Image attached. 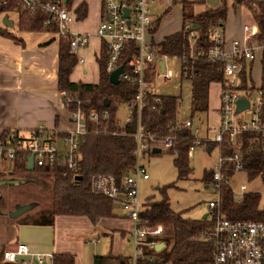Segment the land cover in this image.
Here are the masks:
<instances>
[{"label": "trees", "instance_id": "trees-1", "mask_svg": "<svg viewBox=\"0 0 264 264\" xmlns=\"http://www.w3.org/2000/svg\"><path fill=\"white\" fill-rule=\"evenodd\" d=\"M70 6L73 0H63ZM233 5L240 7L249 15L264 34V2L250 0H232ZM182 29L179 33L164 39L160 44L161 54L176 57L182 60V81L191 82V93L193 109L198 115L207 114L209 110V90L213 84L221 85L225 90L226 80L220 73L218 63H210L205 56L210 45L212 30L224 25L226 21L227 1H220L216 7L195 14L193 6L202 2L182 1ZM2 14H14L17 16V30L20 33L40 34L49 33L57 35L54 23L44 26L46 16L37 10L34 13L24 11L18 0H0V16ZM7 17V16H6ZM8 20L9 17H7ZM87 18V6L81 3L76 8V20L84 21ZM2 22V19H0ZM198 26L194 32L195 38L190 39V29L186 26ZM0 36L16 40L10 34V29L1 27ZM17 41V40H16ZM55 41L53 37L50 42ZM59 66H58V91L68 92L76 95L79 105L70 104L66 106L70 113L80 110L86 124V133L79 137L80 162L79 170L75 175L65 167L54 165L52 167L35 168L28 172L25 160H15L8 180L16 182L26 180L27 176L48 178L51 183V203L47 208L32 210L19 217V221L11 222L0 214V264H8L3 260L4 253L13 245L17 230L21 226L51 227L56 216H81L88 218L91 222L99 219L113 217V201L92 191L94 181L99 177L111 178L123 192V180L135 168L136 141L135 134L138 127V107L135 100L138 93V85L135 77L127 67L129 56H126L120 65L125 64V72L131 75L129 81L120 80L114 86L109 82V74L106 71V61L101 53L96 58L98 66V84L87 85L72 83L69 80L77 65L76 58L70 54L69 43L59 39ZM241 70L238 74V83L235 89L241 91L245 97L251 98L255 94V84L251 73L253 63L240 60ZM263 78L261 90L264 92V60H262ZM221 90V91H222ZM158 100V101H156ZM104 101L110 104L104 107ZM144 105L140 110V125L146 137L151 136L156 141L165 138H174L171 147L166 154L173 156V165L177 171V179L188 181L193 173L189 165L188 152L194 147L193 141L186 133L177 130L176 108L179 99L176 96H157L153 91L146 93ZM126 106L130 111L127 123L116 126V114L118 108ZM91 113H96L95 121L88 119ZM260 124L262 130L259 132H243L241 141L242 172L249 181L257 178L264 182V102L261 105ZM57 119H55V122ZM10 130L2 132L0 142L4 141L10 134ZM66 133L60 132L59 138ZM147 139V138H146ZM150 144V142L148 141ZM157 145V144H152ZM216 145L220 150V156L227 160L233 154V149L225 142L221 146L201 141L199 147L213 149ZM154 148V147H153ZM159 149V148H154ZM153 149V150H154ZM146 151L145 156H159L152 151ZM233 164L225 161L222 172L226 178L232 176ZM212 170L206 171L202 176L205 188L212 183ZM76 177H80L76 181ZM5 180L0 174V181ZM7 181V180H6ZM0 187V204L4 201L3 188ZM169 187L158 189L162 195L160 201L149 202L143 206L139 214L141 227L146 230L162 228V236L158 239L164 245V249L158 254L160 260L157 262H146L138 258V264H212L215 254V242L211 236L215 216L206 219L192 220L184 217L182 212H174L171 209L166 191ZM260 195L257 192H248L243 196L241 203L236 204L231 195V189L222 185L220 189L219 214L230 221H247L264 223V208H259ZM1 207V205H0ZM217 213V211H215ZM148 256L149 253H146ZM131 256H95L92 264H130ZM50 264H75V256L72 254H53Z\"/></svg>", "mask_w": 264, "mask_h": 264}, {"label": "built area", "instance_id": "built-area-1", "mask_svg": "<svg viewBox=\"0 0 264 264\" xmlns=\"http://www.w3.org/2000/svg\"><path fill=\"white\" fill-rule=\"evenodd\" d=\"M18 1L24 11L34 13L39 10L44 13L46 16L44 26L54 23L58 31L57 39L68 41L70 54L76 58L77 64L83 63L82 58H79V51L89 45L91 36L71 31L70 25L75 20L72 16V4L67 6L63 0ZM174 1L182 2L186 0ZM257 1L264 2V0ZM155 2V0H101L100 22L94 34L101 42L99 57L102 53L106 61L107 73L110 75L122 67L123 73L119 78V82L120 80L129 81L131 75L125 72V64L120 65L122 60L129 56L130 60L127 67L135 77L138 85L135 100L138 107V127L134 136L136 141L135 168L124 178L123 192L111 178L99 177L92 185L93 192L120 204L126 218L132 223L133 250L130 264H138V258H142L146 262H157L160 258L156 255L164 249L156 250L162 244L158 241L163 233L161 227L154 230H146L141 227L139 214L143 211L144 205L140 202V189L142 183L150 180L143 164L147 157L145 152L154 148L168 150L174 139L165 138L156 141L151 136L146 137L141 128L140 110L144 105L146 93L149 92L148 85L144 83L145 65H154L160 91L167 90L168 85L173 80L182 81L183 78L182 60L159 53V46L148 39L149 31L153 25L152 9ZM251 22L249 21V24L243 26L244 36L241 40H227L220 29L212 30L210 35L211 47L206 54H199L205 56L210 63L221 65L220 73L227 83L226 89H223L220 94L218 129L213 137L205 139V142H211L219 146L226 142L233 149V154L229 159L225 160L220 156L219 164L213 172L210 185L212 194L215 196V200L207 203L208 217L215 216L211 232L215 242V254L212 264H264V223L230 221L218 213L221 186L227 185L230 187V177L226 178L222 172L223 163L227 161L233 164L232 175L242 172L240 160L243 143L241 136L243 132H259L262 130L260 124L261 105L264 102L262 85L255 86V94L250 99L245 97L241 91L235 89L238 83V74L241 70L238 63L240 60L258 64L263 70L264 34L261 33L255 23L250 24ZM221 26L224 25L219 27ZM189 29L191 30L190 26H186V30ZM189 37L190 39L196 37L194 31H190ZM172 61L180 69V75L175 79L172 70L168 67L169 62ZM160 63H163V68L160 67ZM172 89H175V87H172ZM160 91L156 92L157 96L161 95ZM60 96L64 100L65 106L70 104L79 105L76 95L64 91L60 92ZM241 99L247 100L249 106L248 109L237 114L236 104ZM246 111H250V113L248 116L243 117L242 114ZM96 118V113H91L88 117L91 121H95ZM69 119L73 127L64 131L66 135L63 138H59V132L52 127H38L27 136L11 131L7 138L0 142V160L12 164L13 167L15 160L23 159L27 167L28 158L32 156L33 170L58 165L67 168L76 175L80 162L78 139L86 133V124L79 109L70 112ZM176 123L178 125L177 130L186 133L193 141L194 147H191L188 152L190 158L195 154L202 141L199 139L200 127L192 118L186 120L176 119ZM115 125L120 126L121 124L117 120ZM152 144L157 145L151 146ZM248 192L253 191L248 190L243 185L239 187V194L242 197ZM231 195L233 198L232 189ZM93 242H97V240L95 239ZM146 253H149V255L147 256ZM50 258L32 254L24 244H19L12 250H7L3 256L4 262L8 264H50Z\"/></svg>", "mask_w": 264, "mask_h": 264}, {"label": "crops", "instance_id": "crops-1", "mask_svg": "<svg viewBox=\"0 0 264 264\" xmlns=\"http://www.w3.org/2000/svg\"><path fill=\"white\" fill-rule=\"evenodd\" d=\"M155 1V5L152 9L153 25L149 31L148 39L158 45L162 43L165 38L181 31L183 25V9L182 2H175L174 0ZM188 1L202 2V4L195 6L194 9L196 7V9H200L199 7L202 6L203 8L199 11L196 9L192 10L195 14L213 8L212 5L207 3V0ZM81 3H85L87 6V18L84 21L90 23L91 26L84 31H73L72 25L76 27L84 22L74 20L70 25V29L72 32L88 34L91 37L89 45L85 49L79 51V56L83 60V63L77 64L76 66L79 78L76 74L77 80L73 79L71 74L69 80L72 83L96 85L98 84L99 78L96 58L99 57L100 54L101 42L94 34L100 22L101 0H73L72 6L77 7ZM219 4L220 1H218V5ZM176 5L179 6L180 20L178 23L181 28L177 31H168L161 35L159 29L161 26L163 27L162 29H164L173 20L170 14L171 11L175 9ZM161 7L162 11H160ZM0 24L2 25L1 27H4L1 20ZM14 27L13 23V28ZM13 28L10 29V34H12L17 41L12 38L0 36V135L6 130H10L27 136L31 131L41 126L52 127L59 133L66 131L73 127V124L70 122L69 112L58 91V39L56 38L55 41L50 42L52 38L45 37L35 43L34 35L40 34L15 33ZM243 36L242 27L240 34H234L231 38L227 37V40H241ZM89 55H92L94 60V63H92L93 70L90 72V75L89 70L85 67V60L83 58ZM256 70H258L257 72L260 75L258 80L254 77V72ZM72 73H76V70ZM251 76L255 86L262 85L263 70H261L260 65L253 64ZM218 86L220 87L218 94L219 105L216 109L218 122L216 127L213 125L209 126L207 123L208 112L202 115L207 124L203 134H201L202 130L200 127L199 139L202 141L213 137L219 126L220 117L218 110L222 89L221 85L218 84ZM156 92L157 91H154V93ZM55 119H57L56 122ZM153 157L154 156H147L145 158L146 162L150 164ZM173 158V156L170 157L172 165ZM0 164L2 169L6 167L5 164H7V166L10 165V163L2 160H0ZM174 170L177 176L175 167ZM149 181L143 183V191H145V189H151ZM205 189L208 190L209 187ZM151 201L156 200H146L145 204ZM114 204L117 203L113 202V205ZM118 205L121 207L120 204ZM171 209L178 213L172 206ZM131 231V221L126 218L123 210L122 215L117 216L113 206V217L99 219L94 223L86 217L59 215L55 217L54 224L51 227L21 226L17 230L13 245L8 250L14 249L15 246L19 244H24L29 248L32 254L47 257H51L53 254H72L75 256V264H84L86 259L92 264L93 258L98 254L105 253L107 249H109V253L114 256L130 257L133 250V242L132 239L129 238V236H131ZM99 236H103L107 238V240L109 239V242L100 241ZM95 239L97 242H93ZM130 244L132 247L130 250L131 253H124Z\"/></svg>", "mask_w": 264, "mask_h": 264}, {"label": "rangeland", "instance_id": "rangeland-1", "mask_svg": "<svg viewBox=\"0 0 264 264\" xmlns=\"http://www.w3.org/2000/svg\"><path fill=\"white\" fill-rule=\"evenodd\" d=\"M227 6H226V21L224 22V26L218 27V29L221 30V32L224 33V35L228 38H231L234 34L237 33L240 34V31L242 30V27L244 25L249 24V21L251 22V18L249 15L240 7H235L233 5L232 0H226ZM250 1H257V0H250ZM196 2V1H194ZM198 2V1H197ZM200 2V1H199ZM195 6H193L191 9H194ZM76 8H72V16L76 20ZM200 9L203 8L199 7ZM200 9H196L199 11ZM162 11V7L160 9ZM195 11V12H197ZM171 17L173 20L169 23L167 27L162 29L161 26L159 29V32L161 35L163 33H167L168 31H177L179 30L180 24L178 23L180 20L179 17V6H175V9L171 11ZM169 15V16H170ZM9 17V19L14 23L13 31L15 33L18 32L17 30V16L14 14H2L0 16V19H3L5 17ZM168 16V17H169ZM85 22V21H84ZM82 22L81 25L73 26V31H84L87 30L89 26H91L90 23H84ZM250 24H254V22H251ZM75 25V24H74ZM85 27V28H84ZM84 28V29H83ZM97 31V28L95 30V33ZM94 32V31H93ZM92 32V33H93ZM35 36V43L42 40V38H57V35H51L49 33H43L41 32L40 35H34ZM230 36V37H229ZM83 57V56H82ZM79 58H81L79 56ZM85 60V67L90 72L93 70L92 63H94L93 56L89 55L88 57H83ZM77 66V65H76ZM168 67L170 70H172L174 74V79L180 75V69L177 67V64L175 62H169ZM76 70V73H72V78L76 79L79 78V73L77 67L74 68L73 72ZM256 70L254 72V77L256 80L259 79L260 75ZM95 72V71H94ZM259 75V76H258ZM144 83L148 85L149 91H160V87L158 85V81L155 76V70L153 64H146L145 65V72H144ZM172 87H175V89H172ZM220 91V87L218 84H213L210 87L209 91V110H208V119L207 123L210 125H213L216 127L218 122V116L216 109L218 108V94ZM161 95H171L176 96L179 99V103L176 108V119L177 120H186L187 118H192L193 121H195L199 127H201V134L205 131L206 128V120L202 117V115H198L197 112L192 111L193 102H192V94H191V82L190 81H174L171 82L168 85L167 90H162L159 92ZM252 98V97H251ZM250 111L244 112L242 115L243 117L248 116ZM130 116L129 109L124 105L118 108L116 119L121 124L120 127H123ZM212 138V137H211ZM210 138V139H211ZM161 154L159 156H154L151 159V163L148 164L146 162V159L143 161V164L146 169V173L150 178L149 186L151 187L150 190L145 189L143 191L144 186L143 183L141 184L140 189V202L142 205H145L146 200H156L160 201L162 199V195L158 191V189H163L165 187H169L166 191L167 198L169 200L170 205L177 211L182 212L183 215L187 218H190L192 220H199L202 219L203 216L208 215V207L207 203L210 201L215 200V196L212 194V188L210 187L208 190L205 189L203 183H202V176L203 173L206 171H214L218 164L220 159V150L216 145H213V149L208 152V149L206 147H197L195 154H193L189 158V165L192 169V174L190 175V179L188 181H180L177 179L176 172L174 170V167L172 165V160L169 156L166 154V150H161ZM5 168H1L0 164V174L3 176V178L7 181H13L8 180L9 178V171L12 169V164L8 165L5 164ZM8 167V168H7ZM178 180V181H177ZM230 188L233 191V201L236 204H239L242 202L243 197L241 194H239V187L241 185L245 186L248 190L257 192L260 195V202H259V208H264V182L262 179H255L252 181H249L246 179L245 175L242 172L234 173L230 179H229ZM143 186V187H142ZM51 183L48 178L45 177H37V176H27L26 180H21L18 182L13 181L10 185L7 186V188H3L2 192L4 194V201L0 207V214L5 216L4 218H7L11 224H14L19 221V217L29 213L30 211H34L36 209H43L47 208L49 204L51 203ZM154 202V201H151ZM149 203V202H148ZM114 210L116 211L117 216L122 215V209L117 204H114ZM24 211V212H22ZM32 211V212H33ZM129 238L132 239L131 236ZM100 241H108L107 238L103 236H99ZM99 241V242H100ZM115 245V243H114ZM131 244L126 248L124 253L130 254L131 253ZM109 249L103 254H98L97 256H105L109 255ZM112 255V254H111ZM160 255V254H158ZM156 255V257L159 258V256ZM84 264H90L89 260L86 259V262Z\"/></svg>", "mask_w": 264, "mask_h": 264}, {"label": "water", "instance_id": "water-1", "mask_svg": "<svg viewBox=\"0 0 264 264\" xmlns=\"http://www.w3.org/2000/svg\"><path fill=\"white\" fill-rule=\"evenodd\" d=\"M207 3L212 5V7H216L218 5V1L217 0H207ZM2 24H3L4 28H6V29H12L13 28V23L11 21H9L7 19V17L2 19ZM198 28L199 27L195 25V26L191 27V30L195 32ZM160 67L163 68V63H160ZM122 73H123V68L122 67H120L117 70H115L113 73H111L109 75V82L112 85H114V86L118 85L119 84V78L122 75ZM63 102H64V100H63ZM109 104H110L109 101H104V103H103L104 107L109 106ZM248 106H249V104H248L247 100H245V99L239 100L237 102V104H236V113L239 114L242 111L248 109ZM210 151H211V148H208V152H210ZM152 152L156 153V154H159L161 152V150L160 149H154ZM26 170L28 172H32L33 171V157L32 156H30L28 158V164H27ZM79 179H80V177H76L75 180L79 181ZM13 181H15V180H13ZM13 181H6V180L0 181V187L3 186V185H6V184L10 185L11 183H13ZM22 212H24V211H22ZM206 218H207V216H203L202 219H206ZM163 248H164V245L160 244L159 248H157L156 250L159 251V250H161Z\"/></svg>", "mask_w": 264, "mask_h": 264}, {"label": "flooded vegetation", "instance_id": "flooded-vegetation-1", "mask_svg": "<svg viewBox=\"0 0 264 264\" xmlns=\"http://www.w3.org/2000/svg\"><path fill=\"white\" fill-rule=\"evenodd\" d=\"M12 170H10L9 172H11Z\"/></svg>", "mask_w": 264, "mask_h": 264}]
</instances>
